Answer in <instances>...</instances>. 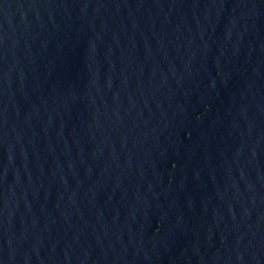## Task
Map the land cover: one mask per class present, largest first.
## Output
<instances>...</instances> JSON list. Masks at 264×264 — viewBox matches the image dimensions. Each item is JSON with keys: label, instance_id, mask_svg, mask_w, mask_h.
Wrapping results in <instances>:
<instances>
[{"label": "water", "instance_id": "obj_1", "mask_svg": "<svg viewBox=\"0 0 264 264\" xmlns=\"http://www.w3.org/2000/svg\"><path fill=\"white\" fill-rule=\"evenodd\" d=\"M0 264H264V0H0Z\"/></svg>", "mask_w": 264, "mask_h": 264}]
</instances>
